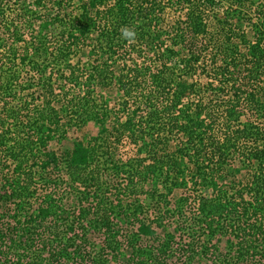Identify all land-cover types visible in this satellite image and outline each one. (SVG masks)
Here are the masks:
<instances>
[{
  "label": "trees",
  "instance_id": "16d2710c",
  "mask_svg": "<svg viewBox=\"0 0 264 264\" xmlns=\"http://www.w3.org/2000/svg\"><path fill=\"white\" fill-rule=\"evenodd\" d=\"M0 264H264V0H0Z\"/></svg>",
  "mask_w": 264,
  "mask_h": 264
},
{
  "label": "rangeland",
  "instance_id": "374dc122",
  "mask_svg": "<svg viewBox=\"0 0 264 264\" xmlns=\"http://www.w3.org/2000/svg\"><path fill=\"white\" fill-rule=\"evenodd\" d=\"M219 63H221V59L218 60ZM205 79V78H204ZM96 128L92 125L85 126L84 128L78 129L77 131H70L67 136V140L65 141V146L72 147L73 143L76 139H83L86 140L89 138V136L96 133ZM132 152H130L131 154Z\"/></svg>",
  "mask_w": 264,
  "mask_h": 264
},
{
  "label": "clouds",
  "instance_id": "9594fccd",
  "mask_svg": "<svg viewBox=\"0 0 264 264\" xmlns=\"http://www.w3.org/2000/svg\"><path fill=\"white\" fill-rule=\"evenodd\" d=\"M136 32L133 28L128 27V26H124L121 29V38L124 40H134L136 37Z\"/></svg>",
  "mask_w": 264,
  "mask_h": 264
}]
</instances>
